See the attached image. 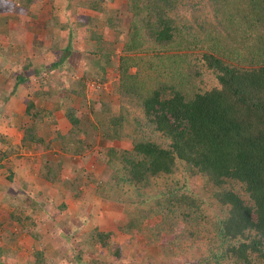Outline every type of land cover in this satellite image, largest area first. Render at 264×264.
I'll return each mask as SVG.
<instances>
[{
    "label": "trees",
    "instance_id": "obj_1",
    "mask_svg": "<svg viewBox=\"0 0 264 264\" xmlns=\"http://www.w3.org/2000/svg\"><path fill=\"white\" fill-rule=\"evenodd\" d=\"M34 1L3 0L1 7L31 16ZM50 5L51 44L42 37L39 51L29 44L24 56L17 53L14 71L0 67V75L14 77L12 93L26 91L9 117L16 137L0 135V171L9 184H0V264H15L21 235L33 242L23 264H141L122 253L116 234L125 251L142 242L143 264H264V0ZM7 23L0 16L5 50L20 44ZM45 51L83 57L74 66L62 59L34 65L35 52ZM108 69L118 76L110 91L103 87ZM88 89L100 96L94 112ZM61 110L65 130L57 124ZM94 149L100 171L93 165L86 181L80 173L62 180L58 211L68 215L65 198L80 206L94 195L91 202L121 218L105 228L83 211V228L58 225L67 238L61 254L36 235L51 215L39 193L15 181L10 164L21 165L30 151L38 166L29 169L52 184L65 163ZM88 184L92 190L79 188Z\"/></svg>",
    "mask_w": 264,
    "mask_h": 264
},
{
    "label": "rangeland",
    "instance_id": "obj_2",
    "mask_svg": "<svg viewBox=\"0 0 264 264\" xmlns=\"http://www.w3.org/2000/svg\"><path fill=\"white\" fill-rule=\"evenodd\" d=\"M2 1L0 0V16H7L8 17V26L10 28V31L12 33V36L14 38H17L20 40V44H17L14 42V46H10L9 49H1L0 48V67H5L6 73H11L16 69V61H17V53H21L23 55L26 54L24 47L25 45L32 44V47H37L38 51L39 48L37 46V42L41 41L42 37L44 40V46L47 47L51 44V39L48 37V35L53 34V32L56 30L52 26L51 28L48 27V21L50 19V8H51V0H35L33 2V5H31L28 8V12L31 14H20L12 11H3L1 5ZM118 1H115L111 3V6H117ZM34 15V16H33ZM34 17V18H33ZM44 22L47 23V27L44 24ZM1 30V29H0ZM108 35H111L108 33ZM16 36V37H15ZM3 42H8L10 43L9 39L6 40H0V46H3ZM62 43L64 42L63 40L61 41ZM21 46L23 48H21ZM83 46V44L79 43V47ZM29 47V46H28ZM43 54H40L39 52H35V59H32V62L34 65H37L40 61L42 63H45L47 66L51 63L53 60L61 61H66L68 65H76L77 61L79 60V57H83L82 54H77V53H58V54H53L49 51L41 52ZM2 55V56H1ZM24 56V55H23ZM63 75V74H62ZM8 76V77H7ZM6 78L0 75V135L2 136H7L11 138H15L17 133H16V125L10 121V113L13 110L22 108V99L26 94V91H23L22 89L18 88L16 91L13 93L11 92L12 85L14 83V77L13 75H7ZM63 77V76H62ZM60 77H56L58 79ZM118 78L117 72L112 69H108L107 75H106V82L103 84V87L105 88L106 91H110L111 89V84L112 82L116 81ZM34 81V79H31ZM34 83V82H33ZM36 83V82H35ZM37 87V84H36ZM85 93V98L87 105L89 108L91 107L92 111L94 112V109L98 107V103L100 101V96L98 93L93 92L91 90H87ZM9 113V115H8ZM63 110L59 111L58 114H56V119H57V124L60 129H67L69 127L68 122L66 121L65 118L62 117ZM54 128V127H53ZM43 127L39 129L41 132ZM53 130V129H52ZM1 143V141H0ZM124 147H128L129 145L125 142H123ZM97 150L94 149V154L92 156H86L83 158H80L77 162H67L65 163L64 171L63 173L59 176L58 180L56 183L49 184L36 175V173L32 170L29 169V166H31L33 163L34 167L38 166V160L33 161L35 157H37L35 154H33L30 151H23L22 156L25 158L21 165L17 164H10L7 165L10 166L11 170L15 172V181L23 180L28 181L25 182L27 185L30 184V191L31 193H39L36 196V199L38 201H43V207L45 212H48V217H44L43 221L41 220L40 223H38L37 226V233L36 235L39 236V238L44 239L46 241H49V244H52V246L56 249L58 252H64L66 244L63 243L62 240H66V236L63 235L62 233L57 232V227L58 225H62L63 228L64 226L66 227L65 224L67 222H72L74 224L80 225L81 222L83 221V218H81L83 211H92V213L95 216V221L94 225L96 226H104L105 228H109L110 226L118 223V219L121 218L119 213L114 210L106 209V208H100L99 203L97 202H91L96 201L97 197L94 195H91L89 199L85 201L86 205H80L77 206L73 204V202L69 201V199L65 198L64 200L66 203L69 205V213L68 215H63L59 213L58 211V205L61 202V199H59V194H60V182L62 180L65 181H71L75 175H78L80 173L82 180L86 181L85 177L83 175H86L88 170L93 166H95L96 172L100 171V163L97 161L92 160V158L95 160L97 159L96 155ZM61 160V158H59ZM18 161V160H17ZM31 164V165H30ZM69 168V169H68ZM81 171L83 174H81ZM5 175H6V170L0 171V184H5L7 185L8 183L5 181ZM25 179V180H24ZM19 183H15L14 187H9L7 191L19 187ZM9 185V184H8ZM193 186L195 189H197L200 186V182L198 180H195L193 182ZM27 186V189H29ZM80 189H85L86 190H92L93 189V184H88L87 186H80ZM83 191V190H82ZM9 194V193H8ZM94 198V199H93ZM63 200V199H62ZM80 202V201H79ZM0 213H2L0 211ZM2 216V214H0ZM52 217V218H50ZM49 219V220H48ZM123 223V222H122ZM83 228V227H82ZM81 228V230H82ZM11 231L14 232V229L12 228ZM116 233V231H114ZM117 243H120L121 245V251L123 254H127L133 262H136L135 260H139L138 263L143 264L145 261L142 257L144 253V246L142 245V242H134L132 246L129 248V250H126V245H125V240H123L122 237L116 234L115 236ZM11 240V237L9 238ZM19 241H21L23 245L24 251H19L18 255L15 258V264H23L24 259L26 255H28L27 251H29L32 248V240L29 236L27 235H21L19 238ZM124 245V247H122ZM14 248V246H12ZM62 249V250H61ZM113 249V248H112ZM62 252V253H63ZM105 250L102 252L104 253ZM61 253V254H62ZM153 254V253H152ZM143 262V263H142ZM137 263V262H136Z\"/></svg>",
    "mask_w": 264,
    "mask_h": 264
},
{
    "label": "crops",
    "instance_id": "obj_3",
    "mask_svg": "<svg viewBox=\"0 0 264 264\" xmlns=\"http://www.w3.org/2000/svg\"><path fill=\"white\" fill-rule=\"evenodd\" d=\"M31 54V53H30ZM29 168H30V166H29ZM25 180V179H24ZM25 182H28V181H25ZM30 187V184H28V188Z\"/></svg>",
    "mask_w": 264,
    "mask_h": 264
},
{
    "label": "water",
    "instance_id": "obj_4",
    "mask_svg": "<svg viewBox=\"0 0 264 264\" xmlns=\"http://www.w3.org/2000/svg\"><path fill=\"white\" fill-rule=\"evenodd\" d=\"M66 53H68V52H66Z\"/></svg>",
    "mask_w": 264,
    "mask_h": 264
}]
</instances>
